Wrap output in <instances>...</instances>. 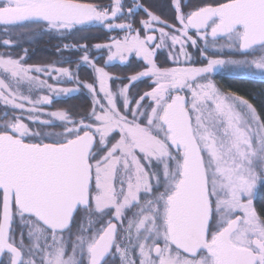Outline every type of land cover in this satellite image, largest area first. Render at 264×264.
Returning a JSON list of instances; mask_svg holds the SVG:
<instances>
[{
    "label": "snow or ice",
    "instance_id": "obj_1",
    "mask_svg": "<svg viewBox=\"0 0 264 264\" xmlns=\"http://www.w3.org/2000/svg\"><path fill=\"white\" fill-rule=\"evenodd\" d=\"M170 8L172 22L139 0H0L6 48L92 27L123 33L58 48L83 53L75 73L26 65L27 49L0 53L3 116L16 113L0 122V264H264V209L255 206L264 115L213 79L264 83V0H171ZM169 41L178 55L160 67L156 53ZM93 49L107 51L104 66ZM131 54L142 70L106 71ZM80 65L91 82L79 79ZM144 79L147 90L133 95ZM81 89L87 110L45 111Z\"/></svg>",
    "mask_w": 264,
    "mask_h": 264
},
{
    "label": "trees",
    "instance_id": "obj_2",
    "mask_svg": "<svg viewBox=\"0 0 264 264\" xmlns=\"http://www.w3.org/2000/svg\"><path fill=\"white\" fill-rule=\"evenodd\" d=\"M131 1L132 0H126V6L130 4ZM169 1L170 0H139V3L142 4L144 7H148L156 15L160 16L161 19L169 20V22H172L171 18L174 13L170 8ZM197 1L198 0H189V7L195 6L198 3ZM89 2H95L101 5H106L109 3V0H89ZM136 16V19L140 17H146L142 9L138 11ZM118 34V31L109 32L102 27H92L86 29L83 32L73 33L71 36H67L66 38H60L53 34L37 37L31 43H26L21 40L19 42L20 46L17 48H6L0 46V53L10 52L13 57H16L22 54L24 49H27L28 58L25 60L26 65L44 66L55 63L57 67H70L75 73L77 71L76 61L81 55H83V53L76 51L58 52V48H62L65 43H87L89 46L107 43L109 42V39L112 36H117ZM81 37H86V39H81ZM91 55L93 57L99 56L100 59L97 60V63L100 66H104V60L107 57L106 50H101L100 52H97L93 49ZM156 57L161 67L171 65L167 58H163L162 64L158 60L159 57ZM66 58H70L71 63L63 62L66 60ZM140 70H142V61H140L135 56H131L129 60L123 64L115 63L110 64L106 67V71L110 72L113 76L117 77H127ZM78 74L79 79L81 81L91 82L92 73L90 67L86 65H80L78 69ZM214 79L217 81L218 86L223 91L235 92L238 96H243L251 104H253V106L257 109L259 113L264 115V83H260L259 80L254 79L234 77L223 72L219 75L214 76ZM112 83L116 84L119 83V81H114ZM124 83H127V80H124ZM144 83L145 82L143 81H138L137 83H135V86L132 88V94L135 95L137 92L142 93L143 91H145L148 87H145ZM64 86L74 87L75 85L65 84ZM73 106V110L75 112H83L90 108L91 97L89 96L86 89H81L78 93L73 94L71 99L54 101L51 107H47L45 109H47L48 111H54L57 108H69ZM0 109L2 112H4V107H2L1 105ZM9 115H11V112L9 113ZM4 119L6 118H0V122H2V120ZM260 190L262 192V198L259 202L258 211L264 209V189Z\"/></svg>",
    "mask_w": 264,
    "mask_h": 264
},
{
    "label": "rangeland",
    "instance_id": "obj_3",
    "mask_svg": "<svg viewBox=\"0 0 264 264\" xmlns=\"http://www.w3.org/2000/svg\"><path fill=\"white\" fill-rule=\"evenodd\" d=\"M198 2V1H197ZM186 11H187V9H186ZM116 32V31H115ZM123 35V33H120L119 32V34L117 35V36H122ZM159 35V34H158ZM159 42V41H158ZM220 43H223V41H220ZM103 44V43H102ZM188 52H190V53H193V56H194V58L196 57V56H198V53H195L194 52V50L191 48V47H189L188 49ZM170 51H172V55H174V56H176V55H178V52H179V46H177V48L173 51V50H171V48H170V41L168 42V46H165V47H163V48H161V49H159L157 52H158V54L159 53H161L162 55H159L158 57H159V61L162 63V60H163V54H164V52H166L168 55V60H169V62H171L172 63V61L169 59V54H170ZM156 55H157V53H156ZM131 56H135L134 54H131L130 55V57ZM129 57V58H130ZM107 58V57H106ZM180 59L181 60H183V57H180ZM127 62V61H126ZM115 63H120V61L119 60H116V61H114V62H112L111 64H115ZM157 63H158V61H157ZM159 65H160V63H158ZM163 64V63H162ZM161 67V66H160ZM0 78H5L6 79V77H4L3 76V72H2V70H0ZM213 79H214V77H213ZM50 83H51V81H49ZM216 83V82H215ZM119 84V83H118ZM118 84H114V83H112L111 84V86L113 87V88H116L117 86H118ZM217 84V83H216ZM145 87H148L149 85H148V83H145V85H144ZM65 87H67V86H65ZM146 89V88H145ZM147 90V89H146ZM20 91H22V92H24V94H28V92H27V87L26 86H23L21 89H20ZM48 93L45 91V92H34L33 94H32V99H37L39 96H41V95H47ZM2 107H3V105L2 104H0ZM45 111H48L47 109H45ZM48 112H50V111H48ZM16 113H11V115H15ZM11 115H9V117L11 116ZM9 117H5L6 119H8ZM0 118H4V116H3V112L1 111V109H0ZM27 122V121H26ZM56 130V129H55Z\"/></svg>",
    "mask_w": 264,
    "mask_h": 264
},
{
    "label": "flooded vegetation",
    "instance_id": "obj_4",
    "mask_svg": "<svg viewBox=\"0 0 264 264\" xmlns=\"http://www.w3.org/2000/svg\"><path fill=\"white\" fill-rule=\"evenodd\" d=\"M189 1V0H188ZM188 1H186V3L188 4L189 2ZM130 2V1H129ZM132 2V1H131ZM170 3H171V0L169 1ZM136 18H137V16H136ZM141 18H146V17H140V18H138V19H136L137 21L139 20V19H141ZM157 35H158V33H157ZM158 42V41H157ZM159 55H162L161 53H159L158 54V52H157V55L156 56H159ZM168 54L166 53V52H164V54H163V57L164 58H167L168 59V56H167ZM155 56V60H156V62H157V57ZM171 63V62H170ZM158 64V63H157ZM159 65V64H158ZM160 66V65H159ZM171 66H174L173 65V63H171V65H169V66H165V67H171ZM143 82H145V83H148V85L151 83V81L149 80V79H144V80H142ZM214 81L217 83V81L214 79ZM138 82V81H137ZM136 82V83H137ZM144 83V84H145ZM116 84H118V83H116ZM217 85H218V83H217ZM261 198H262V192H261V190H259L258 191V194H257V199H256V204H255V206L257 207V210H258V208H259V202L261 201ZM117 264H118V262H117Z\"/></svg>",
    "mask_w": 264,
    "mask_h": 264
},
{
    "label": "water",
    "instance_id": "obj_5",
    "mask_svg": "<svg viewBox=\"0 0 264 264\" xmlns=\"http://www.w3.org/2000/svg\"><path fill=\"white\" fill-rule=\"evenodd\" d=\"M186 1H188V0H186Z\"/></svg>",
    "mask_w": 264,
    "mask_h": 264
}]
</instances>
